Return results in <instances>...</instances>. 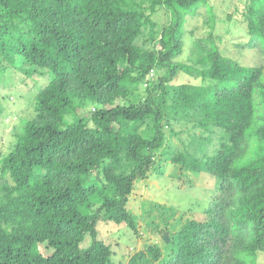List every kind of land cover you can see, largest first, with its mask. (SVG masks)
Wrapping results in <instances>:
<instances>
[{
  "label": "trees",
  "instance_id": "1",
  "mask_svg": "<svg viewBox=\"0 0 264 264\" xmlns=\"http://www.w3.org/2000/svg\"><path fill=\"white\" fill-rule=\"evenodd\" d=\"M235 1L222 18L210 0H0V84L50 75L0 150V264H116L101 224L169 232L127 264H264V0ZM8 107L0 96V138ZM166 163L211 175L203 215L133 212L138 181Z\"/></svg>",
  "mask_w": 264,
  "mask_h": 264
},
{
  "label": "rangeland",
  "instance_id": "2",
  "mask_svg": "<svg viewBox=\"0 0 264 264\" xmlns=\"http://www.w3.org/2000/svg\"><path fill=\"white\" fill-rule=\"evenodd\" d=\"M234 1L235 0H210L212 5L217 6L216 12L219 17L222 18H225L222 12L224 10L225 12H229V4ZM244 1L245 0H243V2H240L242 6ZM235 2H238V0H236ZM199 11L202 12L203 18L206 12V7H201ZM240 12L239 14L237 13L238 16H241ZM199 18H201V16H199ZM195 23V19L192 18V20L186 24V32H189L190 34H187L185 36V52L182 55L176 57L177 61L188 60L192 55L191 53L193 50V45L195 43L196 33L192 34L191 32L192 26H194ZM239 37L244 38L245 35L242 32L225 34L224 42L219 43L221 50L224 49L227 54H229L230 51L240 53L239 49L233 44V41H235ZM241 54L242 55L239 57V59H241V62L243 64L253 65L256 62V58L255 56H253L252 50L247 49L245 51V54L244 52H241ZM47 75L48 81L47 77L35 74L31 78L26 77L25 81L23 82L19 81L24 77V75H22L21 77L18 76L16 77L18 85L13 88H6V86L0 84V96L2 104L9 106L8 112H15L14 117L12 116L10 122L6 121L7 124H4V127H1L2 131L4 129V134H2L0 138V150L2 152H6L11 148V141L14 137L13 134H11V129L13 128V126L20 123L21 119H27L34 115L33 100L38 88L44 84H48L50 75ZM17 89H19L20 91V97L15 94ZM7 93H12V96L10 97V102L12 104L3 99V96ZM27 98H30V100H26ZM19 127L20 126H18V128ZM183 137L184 139H180L178 136L174 135L173 142L177 145L183 146L192 140L190 136L188 137L185 134H183ZM157 173L158 175L156 173H154L153 175L150 174V177L147 180H140L136 184V189L131 195L129 203V206L131 207L133 212L140 214L143 212L145 207L148 208V205L152 206L153 202H160L162 204L175 206L180 210L178 214H181V210H186L189 207L194 206L196 207L194 212H185L184 217L187 218L191 215H194V217L198 218L199 216L203 215L200 212L201 209L199 210V208L211 205L208 202L213 198V194L207 190V187L213 186V179L209 173H202L198 177L192 173H186L180 170L178 171L176 167L173 168V165L169 163H166L165 166L164 164L160 165L157 168ZM199 199H202V202L199 201ZM199 204H202L203 206ZM145 225L146 224L144 219L140 218L139 227L142 231ZM121 226L122 225L118 226L112 224H101L99 229L100 237L104 241H106V243L110 244L112 248L117 252L116 257L114 258L116 264H127L132 251L145 249L149 244H158L160 246H163V248H165L166 246V244L164 243L165 240L162 239V235L159 232L149 229V231H144L142 235L136 236L128 227L121 228ZM132 234H134L135 237L134 239H131L133 241V244L128 245L130 241L128 238H131L130 236ZM126 239H128L129 241L121 244V242L123 240L125 241ZM260 261H263V259L261 258Z\"/></svg>",
  "mask_w": 264,
  "mask_h": 264
},
{
  "label": "clouds",
  "instance_id": "3",
  "mask_svg": "<svg viewBox=\"0 0 264 264\" xmlns=\"http://www.w3.org/2000/svg\"><path fill=\"white\" fill-rule=\"evenodd\" d=\"M194 139H192L190 142H188V143H186L185 145L186 146H189V145H191V143H193V142H195V141H193ZM166 165V164H165ZM157 175H158V173L157 172H155ZM154 173H152V175H153ZM150 177V176H149ZM181 211H183V210H181ZM166 233H168L169 234V232H166ZM166 233H162L161 235H164V234H166ZM162 239H164L163 237H162ZM165 240V239H164ZM169 240H170V236H169ZM165 241H168V240H165Z\"/></svg>",
  "mask_w": 264,
  "mask_h": 264
},
{
  "label": "water",
  "instance_id": "4",
  "mask_svg": "<svg viewBox=\"0 0 264 264\" xmlns=\"http://www.w3.org/2000/svg\"><path fill=\"white\" fill-rule=\"evenodd\" d=\"M162 237H163L165 240H169V234H168V233L162 235Z\"/></svg>",
  "mask_w": 264,
  "mask_h": 264
}]
</instances>
